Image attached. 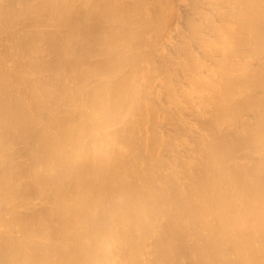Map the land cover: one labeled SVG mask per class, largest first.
Segmentation results:
<instances>
[{
  "label": "bare ground",
  "instance_id": "bare-ground-1",
  "mask_svg": "<svg viewBox=\"0 0 264 264\" xmlns=\"http://www.w3.org/2000/svg\"><path fill=\"white\" fill-rule=\"evenodd\" d=\"M0 264H264V0H0Z\"/></svg>",
  "mask_w": 264,
  "mask_h": 264
},
{
  "label": "clouds",
  "instance_id": "clouds-1",
  "mask_svg": "<svg viewBox=\"0 0 264 264\" xmlns=\"http://www.w3.org/2000/svg\"><path fill=\"white\" fill-rule=\"evenodd\" d=\"M112 242H113V241L110 240V241H109V244H111Z\"/></svg>",
  "mask_w": 264,
  "mask_h": 264
}]
</instances>
